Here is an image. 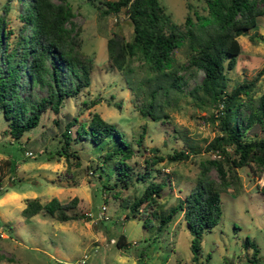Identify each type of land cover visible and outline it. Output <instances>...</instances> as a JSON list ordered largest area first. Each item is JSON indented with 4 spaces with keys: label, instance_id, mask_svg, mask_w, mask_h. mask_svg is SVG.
I'll use <instances>...</instances> for the list:
<instances>
[{
    "label": "rangeland",
    "instance_id": "obj_1",
    "mask_svg": "<svg viewBox=\"0 0 264 264\" xmlns=\"http://www.w3.org/2000/svg\"><path fill=\"white\" fill-rule=\"evenodd\" d=\"M99 1L68 0L76 13L74 19L82 27L81 48L92 61L90 84L77 96L66 97L58 112L47 108L39 124L26 132L19 143L12 141L6 132L8 123L0 109V264H71L84 254H88L91 264H264V184L260 182L264 167L251 164L237 168L242 184L238 190L230 187L221 193V218L203 232L202 253L194 259L192 234L181 211L162 229L157 228L155 221L145 226L140 215L131 214L130 202L141 195L146 181L134 176L127 188L109 189L102 185L106 177L99 178L98 165L114 139L99 150L90 140L72 139L69 149L75 154L69 158L60 154L64 139L61 133L67 121L73 115L87 120L90 111L99 112L133 145L135 154L130 161L138 169L145 168L146 157L151 161L155 156L164 157L151 165L149 176L167 179L158 202L152 206L158 211H166L192 189L199 161L219 157L217 152L205 150L219 131L218 121L209 118L216 107L201 103L188 92L201 80L203 71L180 70L179 74L187 76V83L179 90L170 87L165 76H155L136 58L130 61L129 70L110 67L108 36L117 31L130 39L133 25L125 8L105 14ZM160 3L177 23L187 13L194 19L197 14L207 13L204 0H160ZM28 6L29 0H0V27L5 21L6 30H11L10 48L18 47L21 35L29 34L30 25L20 16ZM237 38L241 51L236 64L231 69L225 68L228 88L264 70V14L257 17L254 27ZM186 53V47L182 46L174 50V57L186 63ZM156 87L152 111L156 118H153L142 113L141 108H145L150 90ZM45 92L46 89L34 85L30 93L39 97ZM262 92L264 72L255 82L252 97L255 99ZM92 100L96 103L90 105ZM244 113L246 110H242ZM76 127L77 123L70 128L72 136ZM141 131L144 136L138 144ZM246 133L263 134L257 123ZM178 149L189 150L190 158L169 160L167 154ZM192 150L198 152L191 153ZM107 173L112 184L115 174L111 164ZM210 174L217 177L214 168ZM29 196H36L42 202L53 196L62 202L77 197V205L69 211L80 216L66 221L43 212L25 217L21 209ZM103 204L107 219L99 216ZM120 234L126 238L121 247L116 242ZM246 236L259 248L256 263L249 260L253 248L243 245Z\"/></svg>",
    "mask_w": 264,
    "mask_h": 264
},
{
    "label": "trees",
    "instance_id": "obj_2",
    "mask_svg": "<svg viewBox=\"0 0 264 264\" xmlns=\"http://www.w3.org/2000/svg\"><path fill=\"white\" fill-rule=\"evenodd\" d=\"M207 13L197 14L194 19L187 13L182 22L172 20L160 0H100L101 12L108 14L125 8L133 25V35L126 39L114 31L106 40L109 66L129 70L134 58L143 61L155 76H165L169 86L181 90L187 76L179 74L182 69L190 73L202 70L201 80L188 91L201 103L216 107L209 118L218 121V132L207 143L205 150L217 152L218 158L199 161L196 183L176 204L166 211L152 206L158 202L167 179L149 178L151 165L164 157H146L145 168L140 170L130 158L135 149L112 122L99 112L90 111L87 120L72 116L61 135L64 138L60 154L66 158L75 153L69 149L72 139L90 140L99 150L111 142L112 147L101 155L99 178L106 177V188L129 187L132 179L146 181L140 196L130 202L132 215H140L144 225L156 222L158 229L167 226L177 212H182L188 230L192 234L191 249L196 259L201 252L203 232L216 225L222 215L221 193L228 188L238 190L242 184L237 168L254 164L264 167V92L252 97L256 80L264 70H259L250 80H242L228 88L225 68L231 69L237 61L241 45L237 38L257 24V17L264 14V0H204ZM100 6V5H99ZM68 0H29V6L21 13L22 21L30 25L29 34L10 48V29L6 22L0 27V109L7 120L6 132L12 141L36 127L42 113L50 108L58 112L68 96H77L90 84L91 58L81 48L82 27L76 22ZM185 46L186 63L174 57V50ZM34 85L46 89L39 97H32ZM161 87L160 84L157 85ZM157 87L150 90V98L142 113L151 114ZM246 97H242V95ZM90 105L96 103L95 100ZM242 110L246 113L242 115ZM77 123L75 136L71 126ZM254 123L260 126L261 136H249L246 131ZM144 134H139L138 144ZM104 143V145H102ZM101 144V145H99ZM109 144V143H108ZM157 150V148H154ZM20 150V147H19ZM59 152V150H58ZM192 150L191 153H197ZM189 150L178 149L167 154L169 160L189 159ZM50 157V156H49ZM111 164L115 180L107 178V166ZM214 168L217 177L210 174ZM264 188V187H263ZM21 213L25 217L43 212L60 221L76 219L80 214L70 212L78 203L77 197L62 202L57 197L42 202L29 196ZM151 209H148V208ZM150 212V215L147 213ZM142 214V215H141ZM119 247L126 243L124 234L116 240ZM243 245L252 247V263L257 261L259 248L246 236Z\"/></svg>",
    "mask_w": 264,
    "mask_h": 264
},
{
    "label": "built area",
    "instance_id": "obj_3",
    "mask_svg": "<svg viewBox=\"0 0 264 264\" xmlns=\"http://www.w3.org/2000/svg\"><path fill=\"white\" fill-rule=\"evenodd\" d=\"M30 153H31V151H30ZM260 182H261V184H264V174L261 176ZM99 216L102 218H105V219H107L109 217L108 214L106 213L105 204L101 205L100 211H99ZM88 259H89L88 254H84L83 257L79 258L78 261H76L75 263H71V264H91Z\"/></svg>",
    "mask_w": 264,
    "mask_h": 264
}]
</instances>
